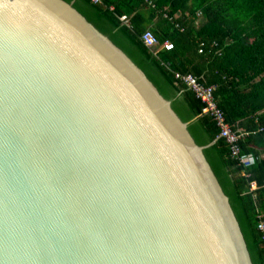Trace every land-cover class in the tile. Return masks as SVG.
<instances>
[{
	"label": "water",
	"instance_id": "obj_1",
	"mask_svg": "<svg viewBox=\"0 0 264 264\" xmlns=\"http://www.w3.org/2000/svg\"><path fill=\"white\" fill-rule=\"evenodd\" d=\"M0 264H256L210 144L78 0H0Z\"/></svg>",
	"mask_w": 264,
	"mask_h": 264
},
{
	"label": "trees",
	"instance_id": "obj_2",
	"mask_svg": "<svg viewBox=\"0 0 264 264\" xmlns=\"http://www.w3.org/2000/svg\"><path fill=\"white\" fill-rule=\"evenodd\" d=\"M78 1L152 69L210 144L255 262L264 264L257 229L258 216L264 220V0ZM123 14L129 25L119 19ZM146 30L160 42L171 41L173 48L153 54L141 40ZM175 72L215 85L218 107L231 129L243 133L239 147L256 157L253 165L244 167L232 157L216 121L202 112L203 103L174 78Z\"/></svg>",
	"mask_w": 264,
	"mask_h": 264
},
{
	"label": "built area",
	"instance_id": "obj_3",
	"mask_svg": "<svg viewBox=\"0 0 264 264\" xmlns=\"http://www.w3.org/2000/svg\"><path fill=\"white\" fill-rule=\"evenodd\" d=\"M100 1L101 0H92L94 3H98ZM119 19L126 25H129L126 15L123 14L119 16ZM175 25L178 26L177 23ZM141 40L145 46L152 49L153 54H157L159 50H170L173 48V43L171 41L164 40L160 42L150 30H146L141 34ZM199 51L201 52V49ZM174 78L182 82L203 103L202 112L211 115L216 121V124L219 127V136L224 138L225 142L229 146L230 154L237 160L238 164L244 167L253 165L256 161V157L251 153H242L239 147L238 142L243 136V133H236L231 129L224 118L222 110L218 107L214 95L215 85H206L198 81L196 76L191 73L181 74L179 72H175ZM251 187L254 188L253 182L251 183ZM258 218L257 229L261 233L264 251V220L261 218V215H259Z\"/></svg>",
	"mask_w": 264,
	"mask_h": 264
}]
</instances>
